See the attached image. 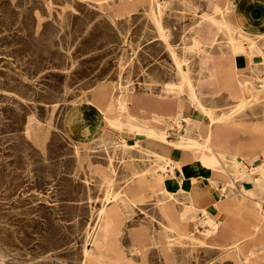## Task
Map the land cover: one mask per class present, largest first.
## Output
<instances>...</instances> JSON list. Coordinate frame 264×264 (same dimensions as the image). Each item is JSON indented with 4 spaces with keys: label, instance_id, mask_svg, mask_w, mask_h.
<instances>
[{
    "label": "rangeland",
    "instance_id": "374dc122",
    "mask_svg": "<svg viewBox=\"0 0 264 264\" xmlns=\"http://www.w3.org/2000/svg\"><path fill=\"white\" fill-rule=\"evenodd\" d=\"M207 7V0H0V264H100L95 258L105 264H215L214 231L205 237L198 230L205 213L194 214L191 230L197 239L173 232L167 237L160 192L150 195L144 188L142 200L118 206L131 197L136 177L164 179L158 174L171 159L142 149L147 142L143 134H130L138 143L128 146L135 140L110 143L84 130L88 113L103 109L107 132L119 136L107 117L118 116L117 98L132 93V107L137 95L147 96L151 120L152 108L159 107L155 103L170 104L171 113L192 104L167 41L185 60L206 105L202 88L220 77L215 57L229 58L228 42H235L223 19L227 39L218 31V43L206 46L209 56L201 61L206 49L199 28L215 18L203 11ZM155 16L168 31L167 41ZM255 78L240 82L248 99L244 106L238 107L232 96L236 105L231 110L211 111L228 114L216 122L250 123L264 116L245 111L264 105V77ZM164 88L180 94H165ZM153 123L171 136L185 130L182 120ZM251 132L264 135L259 128ZM165 136L159 139L165 142ZM258 161L263 163L264 156ZM223 162L229 167L228 156ZM169 168L173 172L174 166ZM244 168L241 173L242 166L233 161L237 182L264 175L261 168ZM174 204L179 209L185 201ZM115 215L121 223H114ZM139 227L144 229L140 239L134 232Z\"/></svg>",
    "mask_w": 264,
    "mask_h": 264
},
{
    "label": "crops",
    "instance_id": "0c3cea01",
    "mask_svg": "<svg viewBox=\"0 0 264 264\" xmlns=\"http://www.w3.org/2000/svg\"><path fill=\"white\" fill-rule=\"evenodd\" d=\"M207 6L203 11L215 18L213 23L209 21L207 28H199L206 53L207 45L212 46L218 43L216 37L218 31L224 32L226 39L228 37L227 31H223V24H225L223 19L229 22V26H226L234 33L235 42L230 43L227 40L229 54L225 55L229 58L215 57V74L220 77L214 78L211 85L208 84L206 88H202V94L206 95V105L199 96L205 111L198 103H194L190 96L192 104L185 103L184 108L180 106L175 110L183 117L185 130H182L181 134L186 133L187 128L190 132L191 147L168 145L164 141L146 137V148L142 149L168 156L171 154L174 160L171 159L169 165L174 166L173 172L170 166L166 165L167 170L158 174L164 176L159 183L152 181L150 174L136 177L132 180V184L130 183L131 197L121 200L118 206L128 208L131 200H142L144 188L150 190V195L160 192L162 198L159 200L163 202L159 205V210L164 219L161 221L164 235L168 237L173 232L178 236L197 239L192 234L191 227L192 223L196 222L194 214L200 211L206 215L203 217L204 227L198 230L205 237H209L214 231L211 240L218 245L217 250L214 249L215 264H264V215H262L264 213V175L254 174L252 180L245 179L238 182L232 177L234 160L242 166L241 173L246 172L244 167L250 170L252 168L264 170V162L258 161L261 156H264V135L251 132L258 128L264 132V116L261 115L258 120L250 123L230 121L220 123L216 121L225 118L228 114L215 116L211 112L220 113L231 110L230 108L236 105L231 102L232 96L238 98L236 99L238 107L244 106L248 99L243 96L240 82L254 80L257 75L264 77V51L261 48L264 47V0H207ZM247 37L253 40V43L245 39ZM224 52L221 49L219 55L223 56ZM235 73L244 76V79L237 80ZM169 94L178 96L180 93L171 91ZM140 98L146 101L147 111V96ZM244 98L246 103L240 106L245 101ZM155 104L159 107L152 108L153 115H158L171 107L170 104L166 106H162L159 102ZM245 111L264 112V105L258 109L255 107ZM92 113H95L96 118L99 119L85 123L84 130L88 135L90 134L89 136L106 137L111 140L110 143L113 141L119 143L121 138H126L127 141L136 139L129 135L134 133L133 129L137 127L138 121H134V125L131 121H121L120 127H115L121 134L116 136L107 132L106 117L103 112H100V115H97V110ZM114 118L107 117V121ZM162 120L165 121V119ZM257 122L263 125L259 126ZM149 123V120H146V129ZM88 127L90 129L87 130ZM195 128L198 129L196 133H194ZM163 147L167 150L163 151ZM225 155L228 156L229 167L222 163V157ZM204 156L206 157L203 158ZM220 166L225 172L221 173ZM229 180L233 182V185L229 184ZM175 200H184L185 205L178 209L174 204ZM117 219L118 217L114 223L121 221ZM172 224L175 227H172ZM134 232L140 239L144 229L139 227ZM199 239L203 241L202 238ZM113 250L114 247L111 244V253ZM95 260L105 264L97 258Z\"/></svg>",
    "mask_w": 264,
    "mask_h": 264
},
{
    "label": "bare ground",
    "instance_id": "6f19581e",
    "mask_svg": "<svg viewBox=\"0 0 264 264\" xmlns=\"http://www.w3.org/2000/svg\"><path fill=\"white\" fill-rule=\"evenodd\" d=\"M153 5V4H152ZM208 14V13H207ZM154 18V17H153ZM203 19V18H202ZM155 20H156V22H157V24H158V26H159V31H160V34H161V36L167 41V39H168V31L167 30H165V28H162L161 27V24H160V20L155 16ZM154 20V21H155ZM212 21V20H211ZM225 21V23H226V25H229V22L225 19L224 20ZM200 22V21H199ZM213 23V22H212ZM197 31V30H196ZM193 35H195V34H193ZM203 42V41H202ZM194 43V42H193ZM167 44H168V46H169V48H170V52H171V55H172V57H173V59H174V61H175V64H176V67H177V69H178V71H179V73L182 75V77L185 79V81L187 82V84H188V87H189V96L191 97V99L193 100V102L194 103H198L199 104V106L201 107V109L202 110H204L205 111V106L203 105V103L200 101V99H199V95H198V92H197V90H196V87H195V83L193 82V80L191 79L192 77H190L189 75H188V68H187V66H186V62H185V60L182 58V57H180L179 55H178V53H177V51L175 50V48H173L172 47V44L169 42V41H167ZM203 44V43H202ZM198 49V48H197ZM198 52V51H197ZM201 54V61L202 62H204L205 60H206V57L208 56L207 55V53H206V51L205 50H202L201 52H200ZM174 84V83H173ZM242 85V84H241ZM165 86V85H164ZM175 86H176V84H175ZM174 86V87H175ZM179 88V87H178ZM128 91H129V89H128ZM164 93L165 94H169V92H171V90L169 89V88H164ZM175 91V90H174ZM132 93V92H131ZM177 93H179V92H177ZM130 95V94H129ZM133 95H134V93H132L130 96H120V97H118L117 98V100H116V105H117V112H118V116H116L114 119H109V123L112 125V126H114V127H117V128H119L120 127V122L121 121H123V120H127V121H131V122H134V121H138V124L137 125H140L141 123V121L142 122H144L143 124H145L146 123V120L148 121L149 120V126L147 127V129H146V124L145 125H141V127L140 126H138V127H134V129H133V131L135 132V133H137V134H143V135H145V136H147V137H149V138H152V139H156V140H160V139H162L161 138V136L163 135V134H165L166 136H165V138H164V140H165V143H167L168 145H173V146H177V145H182V146H185V147H191V143H192V141H191V137H190V132L188 131V128H187V130H186V133H183V134H181V131H180V134L179 135H173V136H171V135H168L167 134V131L165 130L164 131V129L163 128H159V127H157L156 125H154V123H153V121L154 120H160V121H163L162 119H170L171 118V120L173 119V120H176L178 123L179 122H181V120L183 119V117L182 116H180L177 112H169L168 111V109H169V107L165 110V111H161L162 113H159L158 115H153L154 113H152V115H151V118H152V120L151 119H149L148 117V115H146V101H143L140 97H139V95H137V97H136V101H135V103H134V105H133V107H132V99H133ZM246 98V97H245ZM243 99V100H245V101H243L241 104H240V106H242V105H244L245 103H246V99ZM158 106V105H157ZM163 106V105H162ZM133 109L134 110H137L138 112H139V114H141V115H138V113H136V112H134L133 111ZM100 112H103V109H100L99 111H98V114L97 115H100ZM152 112H153V110H152ZM104 113V112H103ZM205 113V112H204ZM144 114V115H143ZM227 116V115H226ZM99 117V116H98ZM104 118V117H103ZM88 121L86 122L87 124H88V122H95L96 121V115H95V113H92V111H90L89 112V116H88ZM99 119V118H98ZM97 119V120H98ZM114 120V121H113ZM188 122H189V120H187ZM124 122V121H123ZM168 122V121H167ZM136 124V123H135ZM86 126V125H85ZM88 129H90L89 127L87 128V130ZM75 133V132H74ZM92 134V133H91ZM103 134V133H102ZM90 135V134H89ZM87 136V135H86ZM108 136V135H107ZM126 136V135H125ZM207 136H208V133H207ZM209 136H211V134H209ZM103 137V136H102ZM105 138V137H104ZM160 138V139H159ZM138 140V139H137ZM163 140V139H162ZM178 140V141H177ZM132 141V140H131ZM152 141V140H151ZM161 141V140H160ZM90 143V142H89ZM97 143V142H96ZM118 143V142H117ZM138 143V141H135V143H129V142H126V145H128V146H135L136 144ZM187 143V144H186ZM142 144V143H141ZM196 145V144H195ZM194 145V146H195ZM197 148V147H196ZM203 149V148H202ZM151 150V149H150ZM202 153V152H201ZM168 154V153H167ZM160 155H162V156H164V157H167L168 155H164V154H162V153H160ZM206 156H204L203 158H205ZM168 159H172V160H174V158H173V156L170 154L168 157H167ZM236 161V160H235ZM164 162V161H163ZM237 162V161H236ZM182 163V162H181ZM152 167V166H151ZM237 167H238V165H237ZM148 168V167H147ZM244 173V172H243ZM155 175L156 174H153L152 175V181H154V182H157V183H159L161 180H163V179H156L155 178ZM246 175V174H245ZM138 179V178H137ZM141 180V179H140ZM143 181L145 180V178L144 179H142ZM143 183V182H142ZM132 188V187H131ZM127 196V195H126ZM107 207V206H106ZM106 207H103L101 210H100V212H99V214H100V216H101V214H102V212H103V210H104V212H105V210L107 209ZM103 216V215H102ZM107 217V216H106ZM115 217H116V215H115ZM114 217V218H115ZM97 226V225H96ZM172 226H173V224H172ZM95 229V228H94ZM94 231V230H93ZM239 249V248H238ZM87 251V250H86ZM88 256V255H87Z\"/></svg>",
    "mask_w": 264,
    "mask_h": 264
}]
</instances>
